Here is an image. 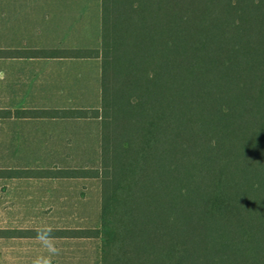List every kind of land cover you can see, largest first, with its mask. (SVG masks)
<instances>
[{
  "label": "trees",
  "instance_id": "trees-1",
  "mask_svg": "<svg viewBox=\"0 0 264 264\" xmlns=\"http://www.w3.org/2000/svg\"><path fill=\"white\" fill-rule=\"evenodd\" d=\"M97 53L103 264H264V0H103Z\"/></svg>",
  "mask_w": 264,
  "mask_h": 264
},
{
  "label": "crops",
  "instance_id": "crops-1",
  "mask_svg": "<svg viewBox=\"0 0 264 264\" xmlns=\"http://www.w3.org/2000/svg\"><path fill=\"white\" fill-rule=\"evenodd\" d=\"M103 0H0V110L14 125L9 136L18 152L31 146L60 153L77 147L74 137L90 136L98 126L100 164H52L0 169V178L13 181L64 182L98 180L102 165ZM85 113H73L78 111ZM68 126L63 127V125ZM83 124L84 128L76 125ZM75 128V129H73ZM3 170V171H2ZM83 171V172H77ZM102 189V188H101ZM25 196V193H23ZM24 217L26 210H17ZM96 225L18 223L0 227V264H103L102 239ZM86 231L85 233H76ZM99 241V247L89 245ZM98 249V251H97Z\"/></svg>",
  "mask_w": 264,
  "mask_h": 264
},
{
  "label": "rangeland",
  "instance_id": "rangeland-1",
  "mask_svg": "<svg viewBox=\"0 0 264 264\" xmlns=\"http://www.w3.org/2000/svg\"><path fill=\"white\" fill-rule=\"evenodd\" d=\"M5 54L0 52V55ZM0 67L6 60L0 59ZM1 91V88H0ZM5 97H0V101ZM1 108V105H0ZM6 110H0V169L20 166L58 164L67 166H98L100 164V134L98 126L87 125L90 136L74 137L78 146L63 147L60 153L38 151L29 146L28 151L18 152L14 138L9 136L10 127ZM84 128L83 124L76 125ZM63 127H68L63 125ZM75 129V128H73ZM3 171V170H2ZM3 173V172H0ZM100 183L98 180L79 179L64 182L13 181L0 178V227L25 224L96 225L99 223ZM25 193V196L23 195ZM26 210L24 217L14 215ZM99 241L90 244V250L98 248ZM98 251V249H97Z\"/></svg>",
  "mask_w": 264,
  "mask_h": 264
}]
</instances>
